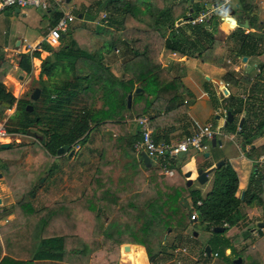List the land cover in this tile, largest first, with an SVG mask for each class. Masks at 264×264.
Wrapping results in <instances>:
<instances>
[{
  "label": "crops",
  "instance_id": "crops-1",
  "mask_svg": "<svg viewBox=\"0 0 264 264\" xmlns=\"http://www.w3.org/2000/svg\"><path fill=\"white\" fill-rule=\"evenodd\" d=\"M194 1L195 0H190V3ZM204 1L205 0H197V2L200 3V7L204 3ZM178 2L179 0H166L165 6L171 7L173 4H177ZM87 3L88 2L85 3L84 0H82L81 2V6H80L81 11L78 13V15L81 14V18H78V15L76 16V14L73 13L74 10H76V7L71 6L72 13L75 16V21L70 26L75 24V22L78 21L77 19H81L79 20V24H81L82 26L86 25V21L88 19L86 18L85 20L83 19V17L84 15L85 16L90 15L89 8H91L90 5L88 8ZM190 3L188 2L187 6L190 7L191 5ZM244 4L254 5L251 12L245 8ZM226 5H230L234 9L233 17L236 19L234 24H231L229 21H226L225 17L227 15L223 12L224 13L223 15L220 16L214 15L211 21L205 25L206 29L208 31H211L213 33V36L227 48L224 54L222 65L214 66L212 64L202 62L198 57H196L198 51H200L206 45H209L207 38L203 37L196 28L197 25L191 26L187 23H184L183 21L175 22V26L173 28L174 34L178 35V37H180L182 40L181 42H183V44L181 43L183 46H180L179 44H176V46L185 50V54L177 51H171L164 47L165 39L170 34V32L169 30L161 29L162 31H164L162 32L163 36L161 37L163 43L161 49L157 54V62L160 64L162 72H165L167 74L164 73L161 76V80L155 79L156 78L155 76L150 75L149 78H146L143 81L134 82L133 92L130 93L132 95L131 98L132 108L130 109V111L126 112L125 115L122 118H120L119 121H117V123L114 120V118H108L106 122L105 121L102 122L101 125L102 127L107 128V132L109 131L113 133L112 135H117L121 133L122 135H124V137L127 136L128 138H133V140H135L136 138H138L139 135L138 126L135 122V117L137 114L140 113H143L147 115L149 118H151L153 125L152 126L153 136L157 142H162V141L169 142V141L183 139L184 137L199 130L201 126H203L204 124L212 123L211 119L213 118L219 121L217 125L220 127V129L224 127L227 128V126H225V119L227 115H224L221 109L228 105V103L230 102V97H233L235 100L244 103V105H246V102L248 103L251 102L252 110L256 111L258 114L264 115V66H263L264 65V26L263 24L260 23V21L264 23V0H230L229 3ZM140 8L143 9V6H141ZM12 10L15 11L17 10L16 13L21 14L24 17L25 27L24 29L21 30L15 29L14 24L8 21L7 18L4 16L5 19L2 20L3 23L9 24L11 28L3 30L0 26V46L2 47V49L5 52H9L10 54L16 56L17 59H18L17 55L19 53H28L31 55L33 52H38L39 53L38 58L37 57L32 58V62L34 66L40 64V59L46 56L52 57V55H50L47 51L42 49V46L44 41L46 42L45 39L47 37L49 28L52 25H54L57 18L59 17V12L55 8H49L47 10H43L31 6L22 9L12 8ZM6 11H8V9L4 10L0 15H3ZM38 11H40L41 13H39ZM102 11L105 10L102 9ZM192 11H193L192 8H190L189 13L190 14L195 13V11L193 12ZM40 14H44L45 16L47 14V16L49 17V20L45 26H41L42 19ZM240 14H242L243 17L241 19H238V16ZM252 15L257 16L256 21L258 22V24L262 25L257 30H255L256 28L250 26V16ZM244 19H248V23H249L248 28H243L238 25V22H243ZM112 23L113 20H110V17H108V22L106 26H110L112 25ZM183 25H188L190 29H186V27ZM254 31H257L258 33ZM141 32L142 31H139L138 33ZM82 33L83 35L81 36V40H77V42L83 47H88L89 40L84 36V32ZM251 33H254L256 35H250ZM18 34L24 35V37L18 36ZM66 35L67 32L63 33L60 40V45L55 47H62L64 44L69 42L66 38ZM141 35H143L148 40L159 39V36L155 34V31H150V34L144 33ZM243 35H248L249 38H253V39H250L249 44H244V47L241 48L240 46L242 40H244ZM120 39H122L123 43L125 42V38L123 36H120L119 40ZM47 45L49 44L47 43ZM55 47L51 46L50 49L51 48L54 49ZM133 52L134 51L131 49L130 46L124 45L122 46L121 49L115 48L114 53L112 54H104L105 60H108L107 61L109 63L108 65L111 67V72L114 75L126 77L131 74L132 69L135 68L136 71L137 69L140 70L138 68V64L140 60L138 59L134 61V64L131 67H129L130 72H122L117 68L116 63H114L118 61L117 65H119L124 61H130L132 59ZM35 61H37L38 63ZM228 71H232L235 73V77H236V79L234 78L236 80L235 83L232 80L224 79V75ZM38 72L39 69L36 70L35 74L37 75ZM12 73L13 74L15 73L14 76L12 75ZM15 75L17 76L16 79L14 78ZM27 75L28 73L25 72L23 69L19 68L18 66L15 67L11 65V63L7 62V67H5L3 71L0 70V81L5 86L6 90L12 93V89L10 90L6 85V80H8V82L12 83L13 85L18 81L27 82L28 81L27 79L20 80L22 77L24 78V76ZM238 77H241L242 79ZM91 87L95 91L94 92L95 94L97 93V91L99 93L98 86L92 83ZM224 88L226 89V92H223ZM98 93L96 96H99ZM92 96H94V94H92ZM174 99H178L175 105L172 104ZM179 103L184 104L183 105L185 107L184 111H181V107L180 108L176 107V105ZM14 104L16 105V102ZM98 109L99 108H97V110ZM132 109L135 110L133 111ZM196 109L198 110V112L201 113V117L197 115ZM14 111L11 114H13ZM5 113L6 110L4 114ZM191 115L194 117V119ZM243 117H244L243 113L238 115L237 118L234 116L233 121L234 122L236 121V123H238V121L240 120L241 122V119H243ZM195 119H198L199 121H196ZM239 123L238 125H240ZM96 128H99V126L95 127L94 129ZM96 131H97L95 132L96 134L100 133L97 129ZM95 133H92V135ZM234 133H236V137L238 138V140L236 141V147L238 148V151L242 155V158H240L239 160H234L235 163L232 161L231 158L227 159L225 157V159L217 158L213 164H206L207 166L203 167L206 162L204 158H208L210 156V153L208 157L204 156V153L207 152L208 151L207 150L203 152V158L196 157L193 152L189 156V160L186 162V166L182 167V170L184 171V173L187 171H191V174L188 178L192 179V184H193V182L196 181V176H197L196 170L199 168L200 165H203L201 167L207 170L211 167H214V164H216L218 161L227 160L232 165V167L234 168V170L238 175L239 183H238L237 194L241 195V192H243V196H244L245 193L246 195L250 193L249 191H256L257 193H260L261 191V196L264 201V181L263 184L261 183L262 184L261 186L259 182L255 183L258 176L260 175L264 176V155L260 154L257 149H254L257 146L264 143V134L263 136L254 139L251 145V144H243L241 142V138L239 137V134L237 132ZM16 135L19 134L10 133L8 135L10 138H8L7 136L3 140H1L0 143H7V142H9L10 144L18 143L15 142V140H18V138H20V135L19 137H17ZM22 136L24 135H21V137ZM13 138H14L13 140L14 142L13 141L11 142ZM27 138H31V140L36 139L32 136H29ZM230 139L234 140L235 137L230 136ZM217 143L221 145V141L218 140L216 136V144ZM210 145H211V141H210ZM25 146L27 147L22 148L23 149L22 156H20L19 158H10V160L6 162L7 164L4 163V166L8 167L13 172L18 167V164H21V161H23L26 164L38 163L37 165L47 164L48 166L52 163V159H51L53 158L52 156L50 155L46 156L44 153L41 154L34 147H32L33 151L36 150L39 154L37 153L38 155L37 154L31 155L30 146L29 145H25ZM251 146L253 147V149ZM116 147L119 148V152H123L125 148L124 145H117ZM5 149H9V148H5ZM130 151H134V149L132 148L130 149ZM134 152L137 155L138 154L141 155L140 152H136V151ZM187 154L188 153H186L181 158L177 157L176 159H184L187 156ZM245 155L247 157H244ZM61 156L67 157V154H58L55 157L59 159L61 158ZM70 158H72V156ZM142 162H143V158H142ZM154 164L156 168L158 169L160 168L156 160H151L150 166H146L143 163V165L147 169L152 168ZM59 169L60 168L58 167V170ZM256 170L258 172L255 175ZM212 175H213V171L208 174V179L206 182L210 183L209 180L210 178L212 182ZM253 175L255 176V178L253 177ZM53 176L55 177L56 175L53 174ZM172 176H174V174ZM172 176L166 175V177H172ZM185 178L188 179L187 177ZM40 185L42 186L43 184L40 183ZM41 186L39 190H37V192L36 191L32 192L33 193L32 196L36 198L39 197L41 200H43V205H42V208L44 209L42 210L43 212L47 207L53 204L54 208L51 209V211L48 213L46 221L48 224L53 223L55 227H61L63 224L67 223V219L66 218L61 219L63 218L62 201H54L55 198H59L60 196H56L52 199L49 196L46 197L44 194L41 195L42 194V193L40 194L42 190ZM32 187L33 186H31L29 189L30 193L31 190L33 189ZM210 187L211 185H209L207 189H205L204 194L207 193ZM243 196L240 197L243 198ZM76 198L74 196L73 197L71 196L69 197L68 201L76 200ZM0 200H1L0 202L1 204L2 203L1 197ZM46 200H52V201L50 204L44 203ZM8 201L11 202L9 203L11 204V206L13 205L17 206L18 203H26V200L23 197L10 199ZM34 210H38V206H35ZM244 210L246 214V220L244 223H246L247 227H244L245 226L244 223L238 226H232L236 228L235 231L233 232L234 250L232 251L231 246L225 248V255L227 256V258L218 259L219 255L215 257L214 253L216 252H213L212 256L217 260L210 263L211 250L209 248V254H208L205 250L206 246L204 247L205 244L203 245L204 250L203 248L199 249V246H196L190 252H188V249L184 245L182 246L175 245L176 243L174 239L175 236L177 237L180 235L183 238V236L187 235V230H193V237L198 236V232L194 231V229L196 228L200 229V228H198L197 222H195L196 220H191L190 214H188L189 215L188 223L190 224H188L187 226L190 225L193 227L186 226L181 230L180 234L176 232L175 236L169 238L170 243H169L168 252L171 253L169 258L163 259L162 255H160L158 256L156 261L153 262L152 260L149 259L148 254L144 249L145 246H142L138 243L123 242L119 246L121 249L117 257L118 262L116 264H139L137 263L139 257L137 256V253H134L133 251L130 255L122 256V251H123L122 246L124 244H129L131 246L138 244V246L143 249L144 251L143 264H264L263 206L260 205L258 202L254 201L250 205H246ZM6 212L9 213L8 210ZM74 214L75 217H77V223H73L74 227H85V225L83 224L84 221L82 219L83 218L82 212L75 211ZM11 215L12 213L8 214L7 218L4 221H2L1 224H5L9 222ZM37 220H39L42 226H44L45 219L40 220L37 218ZM31 228H36V227H31ZM240 228L243 229V233L245 234L244 237L243 235L239 234ZM170 232L173 234L172 231ZM66 233L67 232L63 231L60 232L59 234L64 236L65 240L68 238H75L77 242H80L82 239L81 236L77 234L66 235ZM166 239L167 237L165 238V241ZM110 241L113 242V240ZM81 244H84V241H82ZM183 249L185 250L182 251ZM195 250H197L196 254L193 253V251ZM102 253L103 251L101 250V247L97 248L91 254L90 256L91 260H89V264H104L103 260H101L100 262H96V260L97 261L100 260L99 259L101 258L100 254ZM233 253H235V255H233ZM206 254L208 258L206 257ZM1 255L2 253L0 254V257ZM11 257L13 258V260L20 259L18 256H11ZM237 257L240 258L241 260L240 263H235L236 259H238ZM84 260H85V255H84ZM36 262L41 263L42 261H36ZM51 262H56L57 264H67L64 260L61 261L51 260ZM10 264H14V262H11Z\"/></svg>",
  "mask_w": 264,
  "mask_h": 264
},
{
  "label": "rangeland",
  "instance_id": "rangeland-1",
  "mask_svg": "<svg viewBox=\"0 0 264 264\" xmlns=\"http://www.w3.org/2000/svg\"><path fill=\"white\" fill-rule=\"evenodd\" d=\"M187 1L190 3V0ZM81 2L82 0H71L65 4V8L71 10V6L76 7L73 13L77 16L81 11ZM84 2L86 3L87 1ZM195 2H197V0H195ZM89 5L90 3H87L88 8ZM89 10L90 15H84L83 17L85 20L86 18L88 19L86 25L83 26L85 28H76L81 19H77L78 21L72 25L73 28L72 26L69 27V31L66 35L68 41L71 39L76 41L81 40L83 31H85L84 36L88 39L95 31L102 29V27H100L101 25L97 26L95 21L96 18L98 19L101 15L102 8L96 6L95 8H89ZM38 12L41 13L40 11ZM105 12L107 17H109V11ZM4 16L8 21L14 24L15 29H24V17L16 13L12 8H8V11L0 15V26L3 30L11 28L9 24L3 23L2 20L5 19ZM40 16L42 19L41 26H45L49 17L47 14L46 16L40 14ZM253 17L256 20L257 16L254 15ZM183 26H185L186 29H190L188 25ZM250 26L256 28L255 30L261 27L257 21L254 24H250ZM254 32L258 33L257 31ZM250 35L256 34L251 33ZM18 36L24 37V35L21 34H18ZM121 41L122 39L116 44L119 49L124 46ZM44 44L47 45L45 41ZM50 47L49 45L45 47L50 55L60 49V47H55L51 50ZM112 53H114V49L109 52V54ZM4 56L7 61L1 65V71L7 67V62L17 67L16 56L9 52H5ZM107 61L108 60H104L105 63L109 64ZM35 68L36 67L33 68L32 74L36 73ZM14 74L12 73L13 76ZM16 77L15 75L14 78L16 79ZM22 79H27L28 81H18L13 85L6 80V85L10 90L12 89V94H20L18 97L23 95L24 92L28 91L31 87L29 74L24 76V78L22 77L20 80ZM36 80L35 84L38 85L39 82ZM36 87L39 88L38 86ZM94 92L95 91L91 89L88 98L90 106H92L91 109L97 111V108L100 109L102 107V99L96 96L98 91L96 94ZM92 94H94V96H92ZM98 95L100 94L98 93ZM107 110L113 116L116 115L112 112L113 109L110 108ZM132 110L134 111L135 109ZM196 111L197 115L201 117V113L198 112L197 109ZM5 115L6 113L3 118ZM98 116L101 118L100 115ZM3 118L0 122L3 121ZM108 118L110 117L107 116V118L101 121L106 122ZM195 120L199 121L198 119ZM211 122L213 123L212 128L217 139L221 141V145L218 143L214 146L210 145L207 151L210 153V156L204 158L206 162L204 166H200L206 167V164H213L217 158L225 159V157L227 159L231 158L235 163L234 160L242 158V155L236 147V141L238 140L236 133L231 132V130L225 127L221 128V130L217 125L219 121L215 118L211 119ZM100 125L99 128H96L100 133L96 134V129H93L89 137L82 143H79L81 148L78 152L73 154L72 158L63 156L59 159L57 157L51 158L52 163H55L53 172H56L52 173L50 176H48V173H45L48 167L47 164H26L21 161V164H18V167L13 172L9 168L4 170V163L10 160V158H19L22 156V148L27 146H12L10 149L0 148V197L2 198V203L0 204V254L2 253L0 264H10L11 262L19 264H57L49 260L37 263L36 261H32V256L37 250L41 238L57 235L63 231L67 232L66 235L77 234L82 238H80V242L84 241V244H81L80 247H75L72 245L70 238L66 239V244L69 242V246L67 244V256L65 255V261L80 264L82 260L81 264H84L86 260L85 264H89L91 254L97 248L101 247L103 253L100 254V260L98 259L99 261L96 260V262L103 260L104 264H114L121 249L117 245L119 239L122 238L124 241L130 243H142L140 245L147 246L151 251L155 250L156 245L160 247V244H163L162 247L168 250L170 243L169 238L175 236L176 232L180 234L181 230L190 224L188 223V213L191 207L189 192L191 189H198L201 194H204L205 189H207L209 185L212 187L213 175L212 182L211 178L209 179L211 184L209 182L200 184L194 181L192 185L187 186V179L184 176L182 167L186 166V162L193 152L198 158H203V152H195L190 149L184 159H166L167 165L174 173V176L166 177V175L162 173L161 168H156L155 164L150 168L151 170H145L139 163V158L134 151L125 148L123 152H119V148L116 147L122 144L118 140L119 134L112 135L113 133L107 132L106 127ZM92 133L95 134L92 135ZM19 135L20 138L15 140V142L29 145L30 154H37L38 152L32 149V147L36 148V144L33 143L34 139L31 140V138H27L29 135H24L22 137L21 134ZM19 135L16 136L19 137ZM230 136H234L235 139H230ZM8 138L10 137L8 136ZM13 140L14 138L11 142ZM244 157L247 156L245 155ZM58 167L60 168L59 170ZM53 174L56 176L54 177ZM145 181H148L150 184ZM37 183L43 184L41 186V195L44 194L46 197L49 196L52 199L56 196H60L59 198H55L54 201H62V209L67 213L69 206H66L65 202L68 204L70 202L83 204L84 209L91 215L89 216V218H91L86 222L88 225L86 227H74V225L67 222L61 227H55L53 223L48 224L46 221L48 213L54 207L53 204H51L44 212L42 211L44 210L42 208L43 200L39 197H33V193L29 192L30 187H34ZM39 188L40 186H38L35 191L37 192ZM210 189L208 191H210ZM71 196L77 197L76 200L68 201ZM18 197H23L26 203H18L17 206H11V204H9L11 202L8 200ZM51 201L52 200H46L44 203L50 204ZM35 206H38V210H34ZM99 208L103 210L105 218H103V216H97V210ZM7 210L9 213L6 212ZM10 213H12V215L10 216L9 222L1 224ZM37 218L40 220L45 219L44 226H42ZM111 219L119 221L120 226L103 227L105 220ZM206 226L207 225L204 224L200 229H194V231L198 232L197 237H193V230H187V235L183 236V238L180 235L177 237L175 236L174 239L177 243H175V245H184L188 249V252H190L196 246H199V249L203 248L205 244L204 247L208 246L211 250L210 263L217 260L213 258V252L219 255L218 259L227 258L225 255V247L231 246L232 251L234 250L233 232L236 228L226 227L222 232H214ZM187 227L193 226L189 225ZM170 231H172L173 234ZM166 237L167 239L165 241ZM110 240H113V242ZM112 247L116 248L114 249ZM144 249L147 252L146 247ZM197 250L193 251V253L196 254ZM132 251L137 253L139 257L137 263L143 264L144 251L139 246L138 248H134V245H132L129 251H122V256L126 255L128 252L131 254ZM233 255H235V253H233ZM11 256H18L20 259L13 260ZM206 257L208 258V256ZM117 262L118 260L116 263Z\"/></svg>",
  "mask_w": 264,
  "mask_h": 264
},
{
  "label": "trees",
  "instance_id": "trees-1",
  "mask_svg": "<svg viewBox=\"0 0 264 264\" xmlns=\"http://www.w3.org/2000/svg\"><path fill=\"white\" fill-rule=\"evenodd\" d=\"M84 1L90 3V7L92 8L98 6L105 11H109L110 20H113L112 25H101L100 27L102 29L91 34L88 38V40L90 39L88 47H83L76 40L71 39L68 43L60 47L59 50L55 51L52 57L46 56L40 59V64L36 66L33 65L32 58H38V52H33L31 55L28 53H19L17 55L16 66L30 74L31 87L18 99L11 92L7 91L0 81V120L4 116L5 110L16 102L14 113L6 121L7 132L21 135H27L29 131L35 132L42 137L41 140L34 139L33 143L36 144L35 149L41 154L44 153L46 156L50 155L55 157L58 155L60 148H64L66 151L73 149L74 144L82 143L89 137L92 130L101 124L102 119L108 116L114 118L117 123L126 112L130 111L132 104L130 108H127L126 98L128 94L133 92L134 82L143 81L149 78L150 75L155 76V79L161 80V76L165 73L162 72L160 64L157 62V54L163 43L161 40L163 36L161 29L169 30L170 32L165 39L164 47L171 51L185 54V50L176 46V44L183 46V42H181L182 40L178 35L174 34L173 28L176 21L179 22L187 19L190 8L195 12L200 8V3L195 1L190 3V7L187 6V0H179L177 4H173L171 7L165 6L166 0ZM244 5L250 12L254 6ZM141 6H143V9L140 8ZM223 14L219 10L214 15L220 16ZM255 22L256 20L253 15L250 16V24H254ZM82 27L81 24H78L76 28L80 29ZM196 28L209 42V45H206L198 51L196 57L202 62L214 66L222 65L224 54L227 50L226 46L217 40L213 36V33L206 29L205 25H197ZM139 31L142 32L138 33ZM150 31H155V34L159 36L160 40H148L141 35L144 33L150 34ZM120 36L125 38V44L123 41L121 42L125 46H130L134 52L132 53V59L130 61H124L119 65H117L118 61L114 62L117 68L122 72H130L129 67L134 64L135 60H140L138 64L140 70L137 69L136 71L134 68L131 74L126 77L114 75L111 72V67L104 62V54H109L112 49L117 48L116 44L120 41ZM243 38L241 48L244 47V44H249L250 39H253L249 38L248 35H243ZM46 46L48 45L43 43L42 49L48 51L45 48ZM4 55L5 51L0 46V69L1 65L7 61ZM34 67H36L35 71L39 69L37 75L35 73L32 74ZM234 78L236 79L235 73L232 71H228L224 75L225 80H232L235 83L236 80ZM238 78L242 79L241 77ZM35 80L39 82L38 85L35 84ZM92 83L99 87V97L102 99V107L97 111L91 109L88 98L92 89ZM36 86L40 88L41 93L35 101H32L29 97L33 90L37 88ZM177 100L174 99L172 104L175 105ZM27 105L32 106L31 111L26 110ZM183 105L179 103L176 107H181V111H184L185 107ZM110 108L113 109L112 112L116 114L115 116L108 112L107 109ZM226 108L236 118L242 113L244 115L241 125H238L240 120L238 123L233 121L227 125V128L231 132H237L239 134L243 144L252 145L254 139L263 136L264 115L253 111L251 102H246V105H244V103L230 97V102ZM141 114L143 113L137 114L136 116ZM149 124L151 127L153 126L151 118H149ZM238 126L239 130H237ZM118 140L125 148L132 149L133 138L124 137L120 133ZM12 146L25 145L20 142L11 143L8 148L10 149ZM254 149H257L260 154L264 155V143ZM137 156L141 166L145 170H151L145 168L141 155L138 154ZM54 164L51 163L47 167L46 173H48V176L52 175ZM3 168L4 170L8 169L5 166ZM257 172L256 170L255 175ZM253 177L255 178L254 175ZM257 180L255 183L259 182L261 186L264 181V176H258ZM145 182L149 183L148 181ZM238 183L239 180L236 171L227 160H224V163L220 167L213 169V183L210 191L202 195L198 189L190 190V208L193 207L197 211V219L195 221L197 225L202 227L206 224V227L212 230L214 227H224L226 229V227L238 226L245 222L246 214L244 209L246 205H250L256 201L264 209L261 191L260 193L249 191L250 193L247 195L245 193L243 198H241L237 194ZM38 186L41 185L39 183L34 185L31 193L35 192ZM198 201H200V204H197ZM65 204L69 206V210L67 213L62 209L63 218L61 219L66 218L67 222L71 224L77 223V217H75L74 213L75 211H81L84 221L83 224L86 227L88 225L86 222L91 218H89L91 215L84 209V205L76 202ZM97 216H103L105 218L101 208L97 210ZM224 224L228 226H224ZM244 224V227H247L246 223ZM115 225L120 226V222L116 219H111L105 220L103 227H115ZM239 234L243 235V237L245 236L243 229L240 228ZM66 241L61 234L41 238L38 248L32 256V261H65L67 244L69 246V242L66 244ZM70 241L75 247L81 246V242H77L75 238H70ZM123 242L127 241L121 238L118 240L117 245L120 246ZM160 245V247L156 245L154 251L149 250L144 245L147 249L149 259L153 262L160 255H162L163 259L169 258L171 255L167 248L162 247L163 244ZM112 248L115 249L116 247ZM126 255H130V252ZM116 261L117 259H115L114 264ZM65 262L67 264H76Z\"/></svg>",
  "mask_w": 264,
  "mask_h": 264
},
{
  "label": "built area",
  "instance_id": "built-area-1",
  "mask_svg": "<svg viewBox=\"0 0 264 264\" xmlns=\"http://www.w3.org/2000/svg\"><path fill=\"white\" fill-rule=\"evenodd\" d=\"M230 0H205L201 7L193 14H188V18L183 22L195 26L208 24L214 14L221 9L222 6L229 3ZM65 0H0V13L8 8L22 9L26 7H36L43 10L55 8L59 12L54 25H52L46 37V42L55 47L60 45V40L63 33L68 32L70 25L75 21V16L72 10L65 8ZM216 5V6H215ZM97 25H107L108 17L105 11H102L98 19L95 20ZM26 41V40H24ZM19 95V94H18ZM18 95H14L18 98ZM15 104L6 109V115L3 121L0 122V141L6 138L10 133L6 130V121L9 115L14 111ZM224 115H227L228 109H221ZM135 122L138 126V138L132 142V148L136 152H144L151 160H156L162 173L167 176H172L174 173L167 165L166 159L177 158L180 153H188L189 150L195 152H205L208 150L212 136L215 134L212 123L204 124L199 130L184 137L180 140L169 142H157L153 136L152 127L149 124V117L141 114L135 117ZM239 130V126L237 127ZM80 150V144L73 145V151L76 153ZM200 204V201L197 202ZM190 219H197V211L190 208ZM227 226V224H224ZM183 249L182 251H184ZM217 256V253H214Z\"/></svg>",
  "mask_w": 264,
  "mask_h": 264
},
{
  "label": "water",
  "instance_id": "water-1",
  "mask_svg": "<svg viewBox=\"0 0 264 264\" xmlns=\"http://www.w3.org/2000/svg\"><path fill=\"white\" fill-rule=\"evenodd\" d=\"M66 1L68 2L69 0H66ZM221 11L224 12L227 15L225 17L226 18V21H229L231 24H234L235 23L236 19L233 17V15H234V9L230 5H224V6H222L221 7ZM242 17H243V15L240 14L238 16V19H241ZM78 18H81V14L78 15ZM260 23L263 24V26H264V23H262L261 21H260ZM238 25L241 26V27H243V28H248V26H249L248 19H244L243 22H238ZM161 32H164V31L161 30ZM51 50H52V48H51ZM137 90H139V89H137ZM223 92H226V89L225 88L223 89ZM40 93H41L40 88H35L33 90V92L30 94V99L32 101H35L39 97ZM131 98H132V95L131 94L127 95V99H126V106H127V108H130V106H131ZM26 110L27 111H31L32 110V106L31 105H27ZM233 120H234L233 113L231 111H228L227 112L226 119H225V126H227V124L233 122ZM242 121H243V119H241V122ZM241 122L239 123L240 125H241ZM27 135L32 136V137H34V138H36L38 140H41V136L37 135L35 132H30L29 131V132H27ZM215 144H216V136L214 134L212 136V138H211V145L214 146ZM9 145H10L9 142H7V143H0V148H8ZM73 153H74L73 149H70L67 152H66V150L64 148H60L58 150V154H67V157H71L73 155ZM185 154H186L185 152L180 153L178 155V158H181ZM141 156L143 158V163L146 166H150L151 165V159L144 152H141ZM204 156L205 157H208L209 156V152H205L204 153ZM223 162L224 161L220 160V161H218L214 165V167H211V168H209L207 170L203 169L202 167L201 168H198L196 170V174H197L196 181L198 183H200V184H203L204 182H206L207 179H208V174L210 172H212L214 168L220 167L223 164ZM190 174H191V171H187V172L184 173V176L185 177H189ZM186 184H187V186L191 185L192 184V179L191 178H188L187 181H186ZM242 196H243V192H241V197ZM0 202H1V200H0ZM261 225H262V223H261ZM198 228H201V226L198 225ZM223 230H224L223 227H214L213 228V231L214 232H222ZM130 248H131V245H129V244H124L122 246V250L125 251V252L129 251ZM134 248H138V245H134ZM205 250L209 254V247L208 246L205 247ZM240 262H241L240 258L236 259V261H235V263H240Z\"/></svg>",
  "mask_w": 264,
  "mask_h": 264
}]
</instances>
